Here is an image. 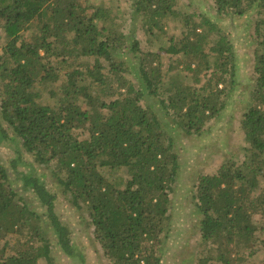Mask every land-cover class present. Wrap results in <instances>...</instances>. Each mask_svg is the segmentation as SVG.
<instances>
[{"label":"trees","instance_id":"trees-1","mask_svg":"<svg viewBox=\"0 0 264 264\" xmlns=\"http://www.w3.org/2000/svg\"><path fill=\"white\" fill-rule=\"evenodd\" d=\"M215 2L218 15L255 9L261 17L253 34L255 79L241 120L244 157L199 175L193 195L198 239L207 248L200 264H259L251 260L264 249V0ZM176 5L133 0L132 16L143 17L147 30L163 29L180 13ZM118 14L88 0H0V142L9 138L6 124L10 139L51 169L61 193L88 213L108 264H162L180 172L176 136L201 134L227 107L239 85L238 53L217 21L188 14L186 30L164 51L179 56L194 81L180 76L166 85L161 52L143 49ZM205 71L210 77L199 86ZM152 95L174 126L142 103ZM76 128L88 136L78 137ZM103 168L125 169L129 178L115 183ZM17 176L39 208L0 164V264L42 258L54 264L53 237L77 256L70 226L57 212L58 194L38 173Z\"/></svg>","mask_w":264,"mask_h":264},{"label":"rangeland","instance_id":"rangeland-1","mask_svg":"<svg viewBox=\"0 0 264 264\" xmlns=\"http://www.w3.org/2000/svg\"><path fill=\"white\" fill-rule=\"evenodd\" d=\"M88 1L94 5H98L100 2L105 3L112 10L119 12L120 19L118 20L123 24L125 32L135 31L143 49L161 52L164 70L167 72L166 85L171 78L177 79L180 76H184L185 83L193 84L194 81L191 74L180 67L179 56H173L164 51L171 43L172 37L180 36L186 30L184 25L186 15L206 14L217 21L235 44L238 53L239 85H237L234 93L232 92L227 107L219 116L208 122L201 134L187 135L181 132L175 139L180 156V172L175 183V192L172 194L173 207L170 212L173 227L170 237L164 245L162 264H200L201 258L207 255V248L198 239L199 213L193 195L199 175L206 172L215 173L226 158L244 157V147L248 143L245 141L241 120L246 100L250 97L255 79L254 49L257 39L253 34L255 22L261 17V14L258 10L252 9L241 16L218 15L215 0H177L176 9L180 13L176 16H170L165 21L163 29L147 30L143 17L137 16L135 19L132 16L133 0ZM24 36H28V32H25ZM209 77L210 72L205 71L199 86H202ZM45 99H48L50 103L53 102L52 99H49L48 94H45ZM146 101L153 104L154 108L160 110L164 115L166 114L165 119L171 123L169 128L175 125L171 115L167 114L162 106L160 97L152 95L147 100H142V103ZM3 126L7 128L9 138L0 142V164L8 168L14 185L29 203L37 207L39 205L33 193L23 189V182L18 178L17 173L31 171L42 175L49 188L58 194L57 212L72 231L71 237L78 249V255L75 257L67 255L53 237L54 264H108L102 246L94 239V227L88 218V213L83 209L76 208L70 199L61 193L62 188L52 176L51 169L39 165L34 156L28 153L21 143L10 139L13 136L10 128L8 129L6 124ZM74 133L80 138L88 136L82 128H76ZM15 159L18 160L17 167L13 165ZM103 169L106 177L115 183L125 182L129 178L125 169ZM260 219V215L255 216L256 221L260 222ZM79 254L83 256V259ZM263 260L264 249H261L256 259L251 261L262 264ZM39 264H48V262L42 258Z\"/></svg>","mask_w":264,"mask_h":264}]
</instances>
